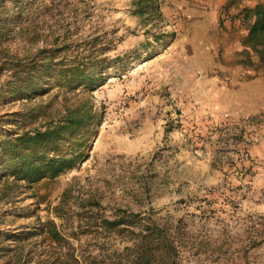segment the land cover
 I'll return each instance as SVG.
<instances>
[{"label": "rangeland", "instance_id": "374dc122", "mask_svg": "<svg viewBox=\"0 0 264 264\" xmlns=\"http://www.w3.org/2000/svg\"><path fill=\"white\" fill-rule=\"evenodd\" d=\"M166 4L77 2L108 32V56L121 59L92 93L102 118L86 159L29 187L0 181V264H125L132 232L151 222L169 236L176 264H264V113L229 121L201 108L218 71L259 56L233 51L230 37L214 47L186 38ZM32 102H0V113L21 115ZM114 220L126 223L113 229Z\"/></svg>", "mask_w": 264, "mask_h": 264}, {"label": "trees", "instance_id": "16d2710c", "mask_svg": "<svg viewBox=\"0 0 264 264\" xmlns=\"http://www.w3.org/2000/svg\"><path fill=\"white\" fill-rule=\"evenodd\" d=\"M78 1L0 0V102H34L21 115L0 113V181L13 187L71 171L86 159V143L101 122L92 93L121 58L108 56L112 39L91 24L89 7L79 12ZM242 12V23L252 22L242 46L264 64V4ZM250 54L240 63L251 64ZM125 221L106 223L117 229ZM132 233L125 264H176L173 243L155 222ZM47 234L63 240L54 226Z\"/></svg>", "mask_w": 264, "mask_h": 264}, {"label": "crops", "instance_id": "0c3cea01", "mask_svg": "<svg viewBox=\"0 0 264 264\" xmlns=\"http://www.w3.org/2000/svg\"><path fill=\"white\" fill-rule=\"evenodd\" d=\"M264 0H165L180 16L179 28L185 30L191 40L199 38L205 45L214 47L219 37L226 45L230 37L233 51H241V39L247 35V27L235 17L225 15L236 9L252 8ZM224 48V46H222ZM234 52L225 49L224 61L233 59ZM252 67L223 68L219 79L211 80L204 92L201 108L208 117L237 121L264 113V67L259 58L250 54ZM242 61V58L239 59ZM233 66V65H232Z\"/></svg>", "mask_w": 264, "mask_h": 264}, {"label": "built area", "instance_id": "2783aa9c", "mask_svg": "<svg viewBox=\"0 0 264 264\" xmlns=\"http://www.w3.org/2000/svg\"><path fill=\"white\" fill-rule=\"evenodd\" d=\"M243 9H236L235 10V12L234 13H232V14H226L225 15V18L227 19V20H233L235 17H237L238 19H240L241 20V22H242V20H243Z\"/></svg>", "mask_w": 264, "mask_h": 264}]
</instances>
